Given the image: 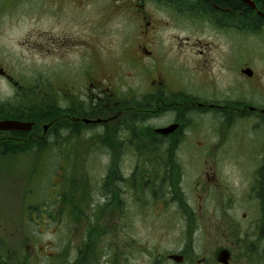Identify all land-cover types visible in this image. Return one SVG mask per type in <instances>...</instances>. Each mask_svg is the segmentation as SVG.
Listing matches in <instances>:
<instances>
[{"label":"flooded vegetation","instance_id":"af4514ba","mask_svg":"<svg viewBox=\"0 0 264 264\" xmlns=\"http://www.w3.org/2000/svg\"><path fill=\"white\" fill-rule=\"evenodd\" d=\"M205 1L206 3L199 0L198 2L195 0H113V3L108 5L113 13H118L116 15L121 16L127 23H130L135 16L141 22L140 28L136 32L138 43L134 54L126 56L123 52L127 50V46L123 47L121 53L116 56L118 59L116 73L111 71L114 55L112 56L110 41L109 47H106L108 54L105 59H100V69L97 64L99 62L97 20L89 24L88 31L84 35L79 33L73 35L66 31H62L57 36L48 34L44 44L37 49L38 51L42 49L45 57L58 58L59 63L56 69H49L40 75L29 77L35 83H42L40 87H35L37 85L31 83L30 80H22L19 83L15 79L19 74L15 65L17 46L21 48L25 46L24 48L27 50H34V46L28 45L27 40L19 41L15 37L12 39L9 36V42L11 39L13 42L8 51L9 59L6 52L8 42H0V92H2L1 85H4L8 87L9 94H11L10 102L0 100V123L6 122L4 127L0 128V172L3 169L1 165L3 162H6V164L3 163L5 171L11 173L14 169L11 166L13 161L21 157L31 158L37 153L50 152L60 157L77 155V152L70 148L51 149L54 145H48L41 150L33 149V141L54 139L56 135H61V137L65 135L68 140L78 141L88 132L91 136L99 135L102 139H110L109 141L115 138L120 142L118 146L122 148V150L110 148V150L96 151L107 158L109 180L107 183L98 182L97 187L94 188L101 191L105 198L99 201L94 198H86L83 203L76 201L73 203L76 205V209L79 206L74 216L79 224L80 236L79 242L77 241L80 245L75 250L73 264H84L85 257L81 255V251H83L81 245L83 242H89L88 238L91 236L96 248H104V260L106 256L104 263L94 256L93 264H114L115 252H118L122 257L131 251H142L144 245L138 248L137 243L129 234L128 223L131 214L127 206L132 203L137 214L146 216V211H150L148 205H154V201L146 196L152 193L154 197L158 198L161 195L157 193V189L170 188V182L152 181L151 178L145 180L144 176H141L142 181L132 182L129 179L134 177L139 179V173L151 168L146 163L153 164L155 167L157 158L162 160V154H168V150L162 151V148L164 146L170 148L173 138L182 141L189 132L187 123L176 118L166 125L152 127L153 132L145 133L144 129L143 131L141 129L142 132L137 134V130L141 127L133 128L132 125L136 123L134 118L138 119L139 124L144 125V120L141 119L142 115L150 114L152 115L150 117L156 118L173 107L177 109L181 106L180 109L183 110H196L199 113L207 114L209 111L221 109V69L235 76L233 82L237 94H235V98L254 97L255 94H252V90L243 89V85H250L249 88L253 89L257 81L255 64L251 58L247 59L244 55L238 54L234 56L235 62L227 61L228 55L221 58V49L213 42L208 43L207 40L200 37L193 38L194 26L197 24L220 33L221 25L223 27L234 26L231 22H221V7L219 5L215 4L213 0ZM20 2H25V0H0V20L6 16L12 17L21 4ZM94 3V7H97L96 0ZM255 4L257 10L246 5L259 15V28L262 31L264 28L263 2L255 0ZM244 8L242 7V9ZM158 9L167 14L175 29L185 32L184 35L173 33L167 45H162L158 37L160 26L166 25V21L156 17L155 11ZM108 15L109 13L106 17ZM109 19L111 18H107V21ZM127 28H124L125 35L130 34V30H126ZM216 48L217 53H215ZM11 57L13 61H11ZM72 63L74 65H70ZM213 68L217 71L214 72ZM263 70L264 68L261 71ZM184 74L187 76V87L181 91L174 83L181 82ZM262 77L259 74L261 80ZM214 86L217 87L216 90H213ZM26 88L29 89L26 90ZM262 88L264 92V87L262 86ZM180 92H183L181 94L184 97L183 102L177 100ZM33 94H36V100H32ZM21 97L24 99L23 102H21ZM6 105L9 107L3 111L9 110V113L2 114L1 109ZM30 105H35L34 108L36 107L39 112H35L34 108H30ZM246 107L250 112L252 111L253 117L251 119L252 127L250 126L254 131L255 151L253 163H250L253 166L251 169H247V172L241 173L240 187L237 188L235 197L222 198L221 203H218L219 209H221V228L216 234L219 233L218 240L221 242L218 244L208 243L206 247H202V251L207 252L210 246H215L212 253V260L215 258V261H210L208 256H203L200 260L193 262L192 255L190 256L188 253L194 252L195 248L187 243L185 249L184 242L178 251H174L175 246H172L170 250L162 247L161 244L155 245L156 260L173 264V262L177 263L176 258L180 257L181 264H264V162L262 163L261 160V158L264 159V149L260 150L258 145L264 131V105L262 107H258L257 104L247 105ZM50 108L59 110L56 114L48 115ZM187 114L184 112L181 118L186 120ZM255 114L260 116L256 117ZM16 121L31 125L23 129L8 127L9 122ZM172 125H176L174 130L162 132L163 129ZM40 126H42V134H39ZM141 136L147 137L149 143L146 146L140 145L139 149H136L137 144L135 143L139 138H142ZM176 149H178V144L174 142L172 151L169 152H177ZM114 154L122 159L129 160L131 158L133 160L131 175H117L120 173L119 164L118 171L114 174L119 180L116 183L110 180ZM1 158L8 159L9 162L1 161ZM150 159H154L156 162L150 161ZM171 163L173 164L174 161L171 160ZM68 189L69 186L65 183L62 194H60L64 202H71L70 197L67 196ZM115 190L117 197H115ZM167 194L165 192V195ZM126 199H130L131 202L125 203ZM43 200L41 213H44L42 215L43 221H45V216L49 219L51 215L50 199L47 197ZM182 209L185 212L184 208ZM59 212L60 210L57 214ZM115 213L122 223L121 231L123 232L120 242H116L117 246H114L112 238L107 239L108 232L103 230V223H112ZM29 215L27 211L23 214L26 221L29 219ZM62 216H66V214L64 213ZM70 216L69 212L68 217ZM30 220L32 221V219ZM109 227L111 230V224ZM10 234L9 240L13 238V233ZM29 237L32 239V236L27 232V239ZM101 238H104V247L98 244L102 241ZM138 243L140 244L139 241ZM2 245L0 240V249H2ZM10 246L13 244L8 242L6 249L11 250ZM13 251L15 253V249ZM220 254L221 261L218 259ZM2 256L4 255L2 254ZM11 258L13 259L12 254H7L4 263H7V260ZM0 264H3L1 259ZM53 264H60V262ZM61 264L71 263L67 261Z\"/></svg>","mask_w":264,"mask_h":264},{"label":"rangeland","instance_id":"374dc122","mask_svg":"<svg viewBox=\"0 0 264 264\" xmlns=\"http://www.w3.org/2000/svg\"><path fill=\"white\" fill-rule=\"evenodd\" d=\"M96 3L97 7H94V0H25L18 6L12 17L6 16L1 19L0 42H8L6 52L9 59L8 51L12 47L13 37L19 41L27 40V44L33 45L35 48L34 50H27L24 48L25 46H22L23 48L17 46L15 65L19 74L15 79L19 83L22 80H30L31 83L37 85L35 87H40L42 83H35L29 77L40 75L49 69H56L59 63L58 58L45 57L42 49L40 51L37 49L44 44L48 34L57 36L62 31H66L73 35L78 33L84 35L88 31L89 24L93 23L94 20H97L99 28V62L97 63L99 69L100 59H105L108 54L106 47H109L110 41L112 56L114 55L111 71L116 73L115 70L118 69L116 56L121 53L123 47L127 46V50L123 52L126 56L134 54L138 43L136 32L140 28L141 22L135 16L130 23H127L121 16L116 15L118 13H113L108 6L113 3V0H96ZM108 13L109 15L106 17ZM155 15L162 21H166V25L160 26L158 32L162 45H167L170 42L169 39L173 33L185 34L184 31L173 27L171 20L168 19L164 11L158 9L155 11ZM109 17L111 19L107 21ZM125 27H128L126 30H130L129 35L124 34ZM10 28L11 30H9ZM9 36L12 37L10 42ZM192 36L193 38L205 39L208 43L213 42L214 45L220 47L221 58L228 55L227 61L235 62L234 56L238 54L244 55L247 59L251 58L255 64L254 70L257 73V81L254 84V90L249 88L250 85H243L244 87H242L244 90H252V94L255 95L254 97L248 96L246 99H242L243 97L235 98L237 95L236 87H233L235 76L221 69V109L209 111L207 114L199 113L196 110H183L180 109L181 106L177 109L173 107L160 115L156 114L159 115L156 118L150 117L152 116L150 114L142 115L141 119L144 120V125L139 124L138 119L134 118L136 123L132 125L133 128L141 127L137 130V134H140L143 129L145 133L151 132L152 127L166 125L176 118L187 123L189 132L182 141L173 138L170 148L169 146L162 148V151L168 150V154H162V160L157 158L156 162L154 159H150V161L154 160L157 163L155 167L153 164L146 163L151 168L139 173V179L136 177L129 179V181L136 182L142 181L141 176H144L145 180L151 178L152 181L165 178L163 182H170V188L157 189V193L161 195L158 198L146 189L152 195V197H150L151 195L146 197L154 201V205H148L150 211H146V216L137 214L132 203L127 206L131 214L128 223L129 234L137 243L138 248L143 245L144 247L142 251H131L122 257L118 252H115L114 264H166L163 260H156L155 245L161 244L162 247L170 250L172 246H175L174 251H178L183 242L185 249L187 243L195 248L194 252L188 253L190 256L192 255L193 262L200 260L203 256H208V260L215 261V258L212 260L215 246H210L207 252L202 251V247H206L208 243L218 244L221 242L218 240L219 233L216 234L221 228V209H219L218 203H221L222 198L235 197L237 188L240 187L241 173L247 172V169H251L253 166L250 164L253 163L255 151L254 131L251 129L253 117L252 111L250 112L246 106L257 104L258 107H262L264 105L262 88V86L264 87V70L261 71L264 68V28L262 31L253 32L242 31L236 25L233 27L221 25L220 33L197 24L194 26ZM215 53H217V48ZM1 62L5 65L2 59ZM70 65H74V63ZM213 71L216 72L217 70L213 68ZM259 74L263 76L262 80L259 78ZM129 83L131 85V81ZM174 84L183 91V88L187 87L186 74L183 75L181 82ZM257 87L258 90H256ZM1 89L0 100L10 102L11 94H9L8 87L1 85ZM28 89L26 88V90ZM216 89L217 87L214 86L213 90ZM181 94L183 92H180L177 100L183 102L184 97ZM23 100L21 97V102ZM32 100H36V94H33ZM34 106L30 105V108H34ZM8 107L7 105L2 107V114L9 113V110L3 111ZM58 110L50 108L48 115L56 114ZM34 111L39 112L36 107ZM184 112L188 113L186 120L181 118ZM254 116L259 117L260 115L255 114ZM42 132V126H40L39 134ZM141 137L135 143L137 144L136 149H139L138 146L140 145L146 146L149 143L147 137ZM49 139L33 141V149L41 150L48 145H54L51 149L70 148L74 149L77 155L60 157L47 152L46 154L37 153L31 158H17L11 164L14 167L11 173L4 169L6 162L1 164L3 169L0 172V240L3 245L0 249V259L3 264L14 262L18 264L60 262L61 264L67 261L73 264L75 250L80 245L77 243L80 237L79 224L74 216L79 206L76 209V205L73 203H83L86 198H94L98 201L105 198L101 191L94 189L98 182L107 183L109 180L107 158L97 152L110 150V148L122 150L118 146L120 142L116 141L115 138L109 141L110 139H102L99 135L91 136L88 132L78 141L68 140L65 135L64 137L56 135L54 139ZM174 142L178 144V149H176L177 152L171 153L169 151H172ZM36 144L37 147H35ZM258 145L260 150L264 149V131ZM171 160L174 161L173 164ZM261 160L263 163L264 159L261 158ZM1 161L9 162L8 159L2 158ZM119 164L120 168L118 167ZM118 168L120 173L117 175H131L133 160L131 158L129 160L122 159L114 154L110 180L115 183L119 181L114 176ZM64 182L69 186L67 196L70 197L71 202H64L61 199L62 195L60 194L65 187ZM165 192L168 194L165 195ZM117 196L116 193L115 197ZM47 197L50 199L51 215L49 219L45 216V221H43L42 214L44 213H41V203ZM127 202H131V200L126 199L125 203ZM58 210H60L59 214H57ZM26 211L28 215L31 213L28 218L32 221L25 220L23 214ZM69 212L70 217H68ZM64 213L66 216H62ZM110 224L111 230H109ZM121 225L122 223L117 218L116 213L112 223H103V230L108 232L107 239L112 238L114 246H117L116 242H120L121 236H123ZM11 232L13 238L9 240ZM27 232L32 236V239L31 237L27 239ZM88 241L81 245L83 250L81 255L85 257L84 264H93L94 256H97L104 263L106 260V256L104 255L105 260L103 257L104 248H96V244L93 245L92 236L88 238ZM8 242L13 244L9 247L11 250L6 249ZM98 244L104 247V238ZM132 247L135 248L133 245ZM13 249H15V253ZM7 254H12L14 260L11 258L7 260V263H4ZM11 260L12 262H10ZM173 264L181 263L177 261Z\"/></svg>","mask_w":264,"mask_h":264},{"label":"trees","instance_id":"16d2710c","mask_svg":"<svg viewBox=\"0 0 264 264\" xmlns=\"http://www.w3.org/2000/svg\"><path fill=\"white\" fill-rule=\"evenodd\" d=\"M198 2V0H195ZM202 3H206L205 0H199ZM215 4L221 7V21L235 23L239 29L244 31H257L259 29V15L254 13L250 6L242 3L239 0H213ZM264 6V3H263ZM242 7H245L242 9ZM210 8V7H209ZM228 9V11H226ZM38 145L36 144L35 147ZM165 178L156 179L157 181H163Z\"/></svg>","mask_w":264,"mask_h":264},{"label":"water","instance_id":"95a60500","mask_svg":"<svg viewBox=\"0 0 264 264\" xmlns=\"http://www.w3.org/2000/svg\"><path fill=\"white\" fill-rule=\"evenodd\" d=\"M240 1H242V2H244L246 4H249L253 9H256L254 0H240ZM261 1L264 3V0H261ZM5 124H6V122L0 123V128H3ZM29 125H31V124L16 121V122H9L8 127L23 129V128H28ZM175 128H176V125H172V126L166 128V129H163L162 132L172 131ZM218 259H219V261H221V254L219 255ZM176 260L180 261V258L178 257Z\"/></svg>","mask_w":264,"mask_h":264}]
</instances>
